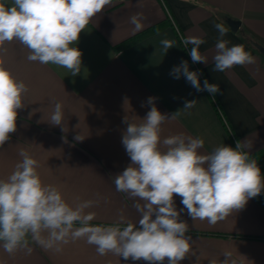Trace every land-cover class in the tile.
I'll list each match as a JSON object with an SVG mask.
<instances>
[{"label":"crops","instance_id":"0c3cea01","mask_svg":"<svg viewBox=\"0 0 264 264\" xmlns=\"http://www.w3.org/2000/svg\"><path fill=\"white\" fill-rule=\"evenodd\" d=\"M136 13L144 18L141 31L160 23L165 26L119 49L122 42L141 32H134L130 23ZM228 19L240 23L237 31L231 30ZM215 23L228 29L224 39L229 47L243 44L255 63L214 71L219 37ZM188 37L205 40L199 50L207 63L192 62V45L186 48L181 40ZM162 39L176 41L166 54ZM256 44L264 48V0H113L73 45L82 52L81 71L76 76L56 65L30 62L22 44L6 43L5 67L29 91L24 107L18 110L17 130L0 146V178H6L22 160L19 152L23 149L38 160L42 180L57 186L70 204L96 201L85 210L96 213L92 224L111 225L121 215L125 221L138 222L137 201L116 191L114 185L115 176L131 163L122 145L127 128L124 118L141 123L151 107L147 100L154 97L162 114L170 117L180 111L175 120L162 125V138L178 133L200 137L205 142L200 150L204 154L221 144L235 148L238 140L248 141V151L254 156L264 149V56ZM182 61L188 62L190 71L201 73V87L207 80L219 85L220 93L213 99L183 76L170 75ZM193 100L195 106L185 110L186 102ZM56 102L63 106L61 126L49 123ZM77 135L82 140L76 141ZM180 201L181 197L174 196L178 211L183 208ZM180 219L189 226L186 235L192 245L180 264H210L212 260L219 264L225 251H231L241 264H264L262 194L216 225L193 221L186 210ZM29 247L30 253L23 249L9 255L0 246V264H150L111 253L100 256L84 240L62 245L58 253L34 243ZM163 264H168L167 258Z\"/></svg>","mask_w":264,"mask_h":264},{"label":"clouds","instance_id":"9594fccd","mask_svg":"<svg viewBox=\"0 0 264 264\" xmlns=\"http://www.w3.org/2000/svg\"><path fill=\"white\" fill-rule=\"evenodd\" d=\"M113 0H0V146L17 130L18 110L24 107V95L29 91L24 81L18 80L5 67L6 43L18 41L28 49L27 60L56 65L67 69L72 76L81 71L82 52L73 46L90 21ZM143 15L130 17L133 31L143 29ZM219 33L213 57L214 71L224 72L234 66L255 63V57L243 44L229 47L224 39L228 29L215 23ZM176 41L162 39L165 54ZM193 63H207L200 52L205 40L199 37L182 38ZM174 78L183 76L198 92L207 91L213 99L220 86L200 83L198 71H190L182 61L170 72ZM156 98L141 123L126 116V130L122 133L124 146L131 163L114 178L115 189L136 200L139 214L136 223L125 221L121 215L111 225H94L96 213L85 211L96 201L85 200L73 206L62 191L46 184L38 171L40 165L27 151L19 152L22 160L13 171L0 178V246L9 255L32 249L30 243L44 250L61 252L62 245L78 240L95 246L100 256L109 253L133 261L150 264H180L191 252V237L187 222L180 219L187 211L193 220L216 225L243 209L248 201L264 190V176L257 160L248 151V141H237L235 148L221 144L204 154V140L184 133L161 136L162 125L175 120L180 111L169 117L156 107ZM186 102L184 109L195 106ZM143 106V105H142ZM64 113L60 102L54 104L49 123L63 124ZM80 141L79 135L75 137ZM174 196L181 197L183 208L177 210ZM78 199V198H77ZM219 264H241L231 251H225ZM210 264H217L212 260Z\"/></svg>","mask_w":264,"mask_h":264},{"label":"trees","instance_id":"16d2710c","mask_svg":"<svg viewBox=\"0 0 264 264\" xmlns=\"http://www.w3.org/2000/svg\"><path fill=\"white\" fill-rule=\"evenodd\" d=\"M165 26L164 23H160L154 26H151L137 34H135L133 37L125 40L124 42H122L119 46V49L125 48L141 39H143L144 37H147L157 31H159L160 29H162ZM253 158H255L257 160L258 166L261 169V175L264 176V149L261 150L260 152H258L257 154H255L254 156H252ZM263 198H264V190H262L261 192ZM244 238H259L256 236H241Z\"/></svg>","mask_w":264,"mask_h":264},{"label":"water","instance_id":"95a60500","mask_svg":"<svg viewBox=\"0 0 264 264\" xmlns=\"http://www.w3.org/2000/svg\"><path fill=\"white\" fill-rule=\"evenodd\" d=\"M227 24L231 28L232 31H237V29L240 26V23L236 20L228 19ZM255 47L261 52V54L264 56V48L258 44L255 45Z\"/></svg>","mask_w":264,"mask_h":264},{"label":"built area","instance_id":"2783aa9c","mask_svg":"<svg viewBox=\"0 0 264 264\" xmlns=\"http://www.w3.org/2000/svg\"><path fill=\"white\" fill-rule=\"evenodd\" d=\"M182 40V39H181Z\"/></svg>","mask_w":264,"mask_h":264}]
</instances>
